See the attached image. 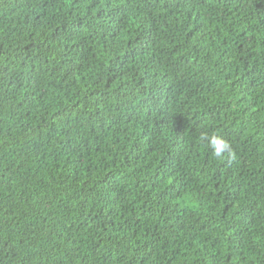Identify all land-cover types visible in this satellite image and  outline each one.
Instances as JSON below:
<instances>
[{
  "label": "trees",
  "instance_id": "trees-1",
  "mask_svg": "<svg viewBox=\"0 0 264 264\" xmlns=\"http://www.w3.org/2000/svg\"><path fill=\"white\" fill-rule=\"evenodd\" d=\"M0 264H264V0H0Z\"/></svg>",
  "mask_w": 264,
  "mask_h": 264
},
{
  "label": "clouds",
  "instance_id": "clouds-1",
  "mask_svg": "<svg viewBox=\"0 0 264 264\" xmlns=\"http://www.w3.org/2000/svg\"><path fill=\"white\" fill-rule=\"evenodd\" d=\"M202 140L206 141L208 146L212 149L215 157L220 159L227 158L230 161H234L236 152L234 151L231 143L221 135H203Z\"/></svg>",
  "mask_w": 264,
  "mask_h": 264
}]
</instances>
